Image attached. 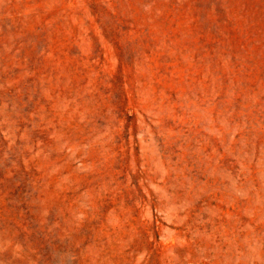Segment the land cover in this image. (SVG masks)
Segmentation results:
<instances>
[{"label": "rangeland", "instance_id": "1", "mask_svg": "<svg viewBox=\"0 0 264 264\" xmlns=\"http://www.w3.org/2000/svg\"><path fill=\"white\" fill-rule=\"evenodd\" d=\"M0 264H264V0H0Z\"/></svg>", "mask_w": 264, "mask_h": 264}]
</instances>
